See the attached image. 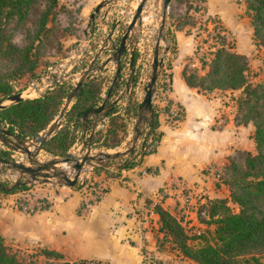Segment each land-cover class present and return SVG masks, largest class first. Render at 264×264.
<instances>
[{"label":"crops","instance_id":"obj_1","mask_svg":"<svg viewBox=\"0 0 264 264\" xmlns=\"http://www.w3.org/2000/svg\"><path fill=\"white\" fill-rule=\"evenodd\" d=\"M205 4L206 13L216 14L223 31L233 39V49L249 56L253 28L243 14L244 5L233 0H206ZM200 36L182 27L165 41L174 44L166 51L167 97L183 107L184 115L176 124L165 121L164 114L159 116L161 135L155 149L118 175L88 169L97 182L93 187L105 189L88 203L84 185L78 181L79 187L45 182L42 188L0 191V232L7 245L39 257L45 256V248L61 253L49 257L51 261L92 258L109 264H146L143 251L159 252L156 236L162 234L157 230L159 215L153 210L156 203L183 217L185 224L193 217L196 203L228 195L220 173L236 150H254V126L236 118L234 89L202 90L186 83V67L192 65L200 72L208 69L197 56ZM40 198L48 206L29 210ZM22 199L28 208L19 205Z\"/></svg>","mask_w":264,"mask_h":264},{"label":"trees","instance_id":"obj_2","mask_svg":"<svg viewBox=\"0 0 264 264\" xmlns=\"http://www.w3.org/2000/svg\"><path fill=\"white\" fill-rule=\"evenodd\" d=\"M37 2L38 0H0V56L16 63L11 71H0V100L15 93L11 78L33 70L36 65L29 56L30 45L26 48L16 46L6 33L5 24L10 20L23 22L30 11L35 7L38 9ZM245 2L253 35L264 46V0H245ZM54 3L55 0L39 12L38 31L45 28ZM219 37L221 42H216L217 46L212 45L213 48H210L212 57L200 59L201 64L207 65L208 69L199 74L196 70L188 71L185 68L183 76L189 86L202 90L242 89L243 94L238 98V107L242 114L238 119L240 112L237 113L236 110V118L241 123L252 122L256 152L238 149L236 154L229 156L220 173V177L228 187V195L208 198L203 206H200L201 209L199 207L197 216L202 217L199 220L205 221L208 225L214 224L210 234L206 236L201 231H193L182 222L183 217H178L156 203L153 210L158 213L160 220L157 230L162 232L161 235L156 236V240L161 247L168 241L171 249L181 256L194 260L197 264H264L261 259V254L264 252V80L251 83L246 75L247 55L235 51L233 43L225 42L224 36ZM134 58L136 59L135 52ZM262 61L264 65V57ZM102 82L98 76L88 77L84 81L69 108L65 110L63 124L44 141L43 149L47 153L66 155L75 142L78 127L91 126L90 122H84L81 118L85 110L102 101L100 95ZM68 90L65 83L60 82L46 89L39 96L25 97L11 102L0 108V123L8 124V129L22 138L33 137L45 129L59 113ZM170 104L172 100L169 99L165 106L166 110ZM137 106L134 104V110H137ZM106 107H110L106 114L108 121L115 122L119 116L115 105L107 100ZM146 122L149 124L150 138L147 144L152 149L149 151L144 149L142 151L144 155L155 149V144L161 135L158 129L159 114L156 111L146 119ZM118 130L119 128H108L102 135L100 134L105 145L114 147L123 140L124 131L119 135ZM99 132L101 131H94L91 142H96ZM6 152L8 151L0 149L2 155ZM135 154L132 153L124 159L117 171L106 167L103 172L118 175L120 168L126 169L135 164ZM90 179L86 182L92 185L97 183ZM74 186L79 187L81 184ZM25 188L26 185L23 184L14 186L10 190L0 189V191L10 193ZM40 200L45 201L43 198ZM231 202L237 204V210L232 208ZM47 206L48 203L45 202L40 208ZM203 216H206L205 220ZM199 238L200 243L195 242ZM42 251L46 259L61 256L56 250L45 248ZM88 260L86 258L67 260L64 264H88ZM0 264H36V262L32 255L31 257L23 255L18 249L7 245L0 232ZM95 264L108 263L97 260Z\"/></svg>","mask_w":264,"mask_h":264},{"label":"rangeland","instance_id":"obj_3","mask_svg":"<svg viewBox=\"0 0 264 264\" xmlns=\"http://www.w3.org/2000/svg\"><path fill=\"white\" fill-rule=\"evenodd\" d=\"M101 1L103 0H55L52 13L48 18L45 28L38 31L39 12L53 3V0H38V9L35 7L30 11L23 22L17 23L15 20H10L5 24L6 33L9 35L10 40L20 48H26L30 45L29 56L36 62L33 70L26 71L23 74L11 78L10 81L14 86L15 92H21L24 98L39 96L46 89L52 88L56 83L60 82L65 83L69 92L76 85L81 73L89 67L98 51L88 77L98 76L102 79L103 82L100 95L102 98H105L116 70V62L112 59L114 53L113 46L118 45L120 36L130 22L140 0H107V3L99 9L94 17L90 18V14L94 11L95 6ZM205 1L206 0H170L168 4L165 26L161 33L162 36H165V39L160 40V43H162L160 45V56L163 57V62L160 68V79L162 83L159 80L158 86L163 87V89L170 87V72L169 60L166 58L167 54L162 51L165 48H167V50L173 48V43L169 44V46L165 41L167 38L170 39L174 30L182 27L186 29L192 28L194 31H198L201 34L198 41L199 46H201V48L198 49L199 53L197 55L199 59H210L212 57L209 48L212 45L216 47L217 43L221 42L219 36H224L225 42L233 43L231 36L223 31V28L218 22L219 19L217 15L206 13ZM233 1L244 5L243 14L247 15L250 19L246 10L245 0ZM162 4L163 0H147L142 11V18L135 24V27L130 32V37L127 40V50L120 60L121 70L120 76L117 79L118 83L112 88V93L109 97V101L115 105L117 115H119L118 119L110 123L107 116L105 120H102L99 125L94 127L93 131H101L97 134V136H99L95 143L91 142V139L88 140L93 126L91 125L85 129L79 126L76 131L77 137L75 142L68 151L72 157L77 158L82 155L87 148V144L90 145V154H97L101 151H122L128 147L139 114L138 106L137 110H134V104H139L144 94L143 87L149 80L151 73L153 47L159 36L160 30V20L163 11ZM111 31V38L107 39ZM252 38L254 46L251 47L252 51L249 56L247 55L248 69L246 75L251 83H256L264 80V65L262 61L264 57V46L260 44L261 42L259 40L255 39L253 34ZM130 51L136 53L137 59L136 61L134 58V67L132 69L129 68ZM105 61L107 62L103 65ZM15 66L16 63L0 56V71H11ZM186 69L188 71L196 70L199 74L204 73L200 72L199 68L192 65L186 67ZM132 76H134V81L130 82ZM233 91L235 94H231V97L234 98L238 113V98L243 92L241 88L234 89ZM233 91L231 93H233ZM158 94H160L159 89L155 92L156 99L160 97ZM65 100L66 97L61 107ZM73 100L74 98L71 99L70 104ZM168 100L169 98L166 95V101ZM4 102L10 104V101L7 99H5ZM69 106L67 108H69ZM241 114L242 112L239 113L238 119H240ZM145 124L149 126L148 122H145ZM7 125L8 124L0 123V126L3 127H7ZM108 128H119V135L124 131L123 140L114 147L105 145L103 136H101ZM42 133L43 130L40 131L38 135ZM34 138L35 136L29 137L28 139L35 140ZM86 141L88 142L86 143ZM0 149L8 151L4 153V156L28 162V158L25 154L8 149L1 141ZM252 152H256L255 148ZM54 156L55 155L47 153L42 148L38 152L36 159L43 161ZM124 157L127 158V156L124 155L115 160L113 159V161H119L121 163ZM108 160L109 159L106 161ZM62 165L63 164H58L57 166L71 171L69 167L66 168ZM105 168L104 165H96L93 163L91 173H100L105 170ZM18 176L19 174L16 170L7 168L4 164L0 163V184L8 186L14 182ZM26 178L27 176L24 175L22 179ZM52 180L56 181V178ZM90 181L95 182L93 178H91ZM42 183L45 182L37 180L25 183V189L42 188L46 185ZM52 184L51 186L57 185L56 183ZM204 199L207 201V198ZM206 201L202 202V204ZM202 204H195V208H193L192 211L193 217L187 218L185 220V225L191 227L190 229L193 231H201L207 236L210 234L214 224L208 225L205 221H199L201 224L198 223L196 217H198V219H202V217L199 218V216H197V211ZM230 205L234 210L238 209L237 204L231 202ZM205 218L206 216H203L204 220ZM189 222H195V224H190ZM200 241V238L195 240L197 243H200ZM155 249L159 250V252L143 251L146 264H197L194 260L181 256L180 253L171 249L168 241H166L165 245L162 247L158 245L155 246ZM22 254L30 257L32 255L36 264H64L63 260L51 261L44 257H39V255L35 253L30 254V252H28V254ZM261 259L264 263V252L261 254ZM96 261V259L91 258L88 260V264H95Z\"/></svg>","mask_w":264,"mask_h":264},{"label":"water","instance_id":"obj_4","mask_svg":"<svg viewBox=\"0 0 264 264\" xmlns=\"http://www.w3.org/2000/svg\"><path fill=\"white\" fill-rule=\"evenodd\" d=\"M147 0H140L136 6V9L131 17L130 22L127 24L126 29L120 36V40L118 45L113 46L114 53L112 55V59L116 62V70L115 75L112 79V82L106 92L105 98L102 102L94 107L88 108L84 111L82 115V121L89 122V118L93 115L98 116L99 114L106 115L110 110V107H106V101L111 95L112 88L117 85V79L120 76L121 70V57L127 50V40L130 37L131 30L135 27V24L142 18V11L144 5ZM170 0H163V11L161 14L160 20V30L159 36L156 40V43L153 47V56L151 61V73L149 76V80L144 85V94L138 104V118L134 125V133L130 138L129 145L126 147L125 150L122 151H115V152H99L97 154H90V145L87 144V148L85 152L77 158L72 157L69 153L66 155H55L54 157L47 159V160H39L36 159V156L40 149L43 148L44 141L49 138L57 128H59L63 122V117L65 110L69 106L71 99L75 97V95L80 91L82 84L86 80L85 78L88 77L89 71L92 69V64L97 57V52L94 56L89 67L81 73L80 78L78 79L76 85L73 87L71 91H69L66 95V100L63 103L57 117L50 122L45 129H43V133L40 135H35V140L28 139L29 137L22 138L17 133L8 129V127L0 126V141L10 150L25 154L28 158V162L20 161L19 159H14L12 157H7L0 154V163L4 164L7 168H12L16 170L19 176L8 186H4L0 184V189H8L10 190L12 187L29 183L32 181L41 180V182H48V183H56L57 185H65V186H73L77 183L78 177L82 173V169H90L92 168L93 163L96 165H104L105 167H109V163L106 162L107 159L113 160L119 158L121 156L129 157L135 149V145L138 139V136L142 132L143 125L146 122V119L151 117L155 111L153 104H152V95L155 88L156 80L159 74V69L161 68L163 57L160 56V40L165 39V36H162V30L165 26L166 21V9L168 7ZM107 3V0H103L99 2L94 11L90 14V18H93L94 15L99 11V9ZM112 31L108 35L107 39L111 38ZM101 50V49H100ZM99 50V51H100ZM167 48L163 49V53L166 52ZM105 61L103 65L106 63ZM134 67V52L130 51L129 57V68ZM134 81V76L131 77V81ZM24 98L21 92H15L5 99L11 102L19 101L20 99ZM5 99L0 100V108L7 105L4 102ZM9 104V103H8ZM93 129L89 135L88 140L91 139L93 135V130L96 125V121H92ZM34 137V136H33ZM88 141H86L87 143ZM33 145V149H30L29 146ZM88 162V163H87ZM66 163L69 166V170H65L62 167H58V164ZM27 176L26 179H22L23 176ZM56 178V181L52 179Z\"/></svg>","mask_w":264,"mask_h":264},{"label":"built area","instance_id":"obj_5","mask_svg":"<svg viewBox=\"0 0 264 264\" xmlns=\"http://www.w3.org/2000/svg\"><path fill=\"white\" fill-rule=\"evenodd\" d=\"M160 78H161V71L159 69V74H158V77H157V80H156V84H155V88H154L153 95H152L153 107H154L155 111L159 114V116L161 114L165 115V121H167L170 124H176L182 119V117L184 115V109H183V107L181 105H177V104H173V103L168 105V109L167 110L165 109V106L167 105L166 95H167L168 88L167 89L164 88L165 89L164 90L163 87L158 86L159 80L162 83ZM157 89L160 90V94L161 95L158 94V96H160V97H158L156 99L155 98V92L157 91ZM163 91H164V94H163ZM105 119H106V116H102L101 119L97 118V117L93 118V120L96 121V125H99L98 121H102V120H105ZM148 130H149V126L144 124L143 128H142V132L138 136V139H137V142H136V145H135V149H134V152H133V153H136L135 157H134L135 164L133 166L138 165L139 163H141V161H142V159L144 157V154L142 152L144 149H146L147 151L152 149L151 146L147 144L149 142V140H150V138L148 137V135H149ZM155 147H156V144H155ZM124 159H126V157H124L122 159V161ZM106 162L109 163V167L108 168H110L112 171H117L118 166L120 164L119 161L115 162L113 160H108ZM124 169H125L124 167L120 168L119 172L124 171ZM83 172L85 174L84 175L80 174V176L78 177L77 181L84 185L83 194L85 195L84 196L85 203H88L90 201L97 200L102 195V193L105 191V189L104 188H100V187L99 188L98 187H93L92 184H89L88 182H86L90 178V176L88 174V169H84L83 168L82 169V173ZM143 172H145L144 169H143ZM45 202L46 201L38 200L35 203L36 206L35 207L34 206H30L29 210H31V209L33 210V208H40V206L44 205ZM19 205L22 208H28V206H29L27 203L24 202L23 199L19 202ZM203 212H205V210H203Z\"/></svg>","mask_w":264,"mask_h":264},{"label":"flooded vegetation","instance_id":"obj_6","mask_svg":"<svg viewBox=\"0 0 264 264\" xmlns=\"http://www.w3.org/2000/svg\"><path fill=\"white\" fill-rule=\"evenodd\" d=\"M111 93H112V92H111ZM103 99H104V98H102V100H103ZM107 100H109V98H108ZM101 102H102V101H100L99 104H100ZM110 102H111V101H110ZM99 104H98V105H99ZM96 106H97V105H96ZM102 116H107V115H103V114H99L98 116L93 115V116H91V117L89 118V122L92 124V121H94L93 118L97 117V118H100V119H101ZM81 120H82V118H81ZM82 129H83V128H82ZM84 129H85V128H84Z\"/></svg>","mask_w":264,"mask_h":264},{"label":"bare ground","instance_id":"obj_7","mask_svg":"<svg viewBox=\"0 0 264 264\" xmlns=\"http://www.w3.org/2000/svg\"><path fill=\"white\" fill-rule=\"evenodd\" d=\"M29 148H30V149H33V145H30ZM61 164H63V165H68V164H66V163H61ZM68 167H69V166H68Z\"/></svg>","mask_w":264,"mask_h":264}]
</instances>
